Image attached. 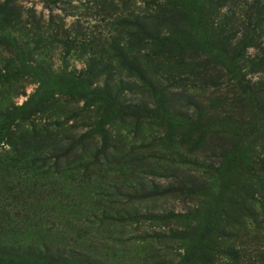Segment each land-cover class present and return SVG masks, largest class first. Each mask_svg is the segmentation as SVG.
Listing matches in <instances>:
<instances>
[{
    "label": "rangeland",
    "instance_id": "obj_1",
    "mask_svg": "<svg viewBox=\"0 0 264 264\" xmlns=\"http://www.w3.org/2000/svg\"><path fill=\"white\" fill-rule=\"evenodd\" d=\"M153 1L0 0V247L264 264V12L237 72L208 51L255 1L192 2L210 71L175 51L148 65L154 90L121 65Z\"/></svg>",
    "mask_w": 264,
    "mask_h": 264
},
{
    "label": "trees",
    "instance_id": "obj_2",
    "mask_svg": "<svg viewBox=\"0 0 264 264\" xmlns=\"http://www.w3.org/2000/svg\"><path fill=\"white\" fill-rule=\"evenodd\" d=\"M191 1V2H190ZM224 0H154L147 10L135 17V30L128 29L126 33L132 37L133 44L128 42L127 47L121 49V65L133 73L146 86L155 90V84L151 81L148 74V65L151 62H158L167 55L179 51L184 53L187 47L192 50L189 59H193V64L202 69L197 75L208 74L210 71L206 68V62L199 59V55L205 54L200 47H197L194 37L184 26L182 15L188 14V21L191 24L193 17V5L196 3L198 8H210L212 13L220 9L224 5ZM250 15H246L244 19L234 17L230 19V27L220 30L215 37L216 42L220 43L219 48L212 46V50L208 51V56H215L217 53L225 55L233 62L234 69L236 64L246 58L247 44L240 47L243 40L251 38L248 31L255 29L259 24L253 21L255 12H264V4L261 1L253 0ZM234 12V11H233ZM183 19V20H182ZM192 25V24H191ZM252 25H254L252 27ZM260 27V26H259ZM239 39L238 46L233 42ZM192 45V47L190 46ZM247 47V48H246ZM230 53H234L232 56ZM183 54H179L178 60L182 62ZM209 61V60H208ZM209 62H212L211 60ZM208 63V62H207ZM238 72V70H236ZM240 72V71H239ZM40 88V87H39ZM204 186V185H203ZM82 253L68 248H48L39 249L35 246H4L0 247V264H95L97 261L91 260Z\"/></svg>",
    "mask_w": 264,
    "mask_h": 264
}]
</instances>
